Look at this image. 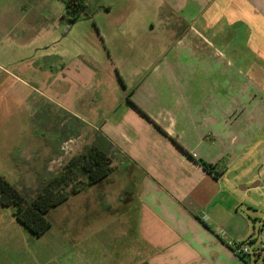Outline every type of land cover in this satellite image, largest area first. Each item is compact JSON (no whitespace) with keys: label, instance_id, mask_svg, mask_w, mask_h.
Instances as JSON below:
<instances>
[{"label":"crops","instance_id":"crops-1","mask_svg":"<svg viewBox=\"0 0 264 264\" xmlns=\"http://www.w3.org/2000/svg\"><path fill=\"white\" fill-rule=\"evenodd\" d=\"M126 2L121 7L123 12L143 11L137 0ZM86 4L89 7L88 0ZM146 6L148 11L158 13L162 9L175 28L180 23H205L214 29L225 23L229 28L245 29L250 72L241 79L242 86L240 82L237 86L243 93L251 85L261 86L264 91V0H148ZM99 9L110 11L105 4ZM3 24L0 23V33L7 34L12 46L16 40L25 41L16 31L17 23H7L6 27ZM114 24L120 29L127 23ZM69 25L73 24L65 27L56 23L53 27L48 23H25L24 31L36 40L23 45V49L31 48L25 58L14 57L0 46V74L7 76L0 84V175L18 189L23 187L18 184L22 163L47 171L48 153L42 144L45 133H35L34 117L52 107L95 125L102 114L97 94L105 103L110 100L107 93L105 99L104 96L110 77L117 74L113 58L121 52L120 47L110 48L106 38L109 31L99 26L93 51L82 52L79 46L70 50L75 40L68 39L73 32ZM188 29H193L192 24ZM173 32L177 35L176 29ZM143 33L142 30L136 39L141 40ZM237 54L239 60L245 59ZM7 66L16 69L9 71ZM174 74L172 81L160 83L171 88L168 95L157 88L163 98L160 101L148 102L150 96L137 100V91L126 100L123 93L110 100L115 103L112 112L95 126L101 128L103 140L115 146L119 168L129 163L132 170L116 173L119 178L112 179L119 169L113 165L114 171L107 179L49 212L52 226L36 240L52 236V253L71 254L69 261L55 264H264V252L259 256L235 255L217 234L223 230L228 239L237 243L254 241L256 222L264 223V203L251 195V186L228 185L223 179L225 171L216 176L227 156L234 163L252 151L264 130V100L254 106L247 121L241 118L244 103L233 106L237 107L233 119L228 118L230 113L223 112L218 99L215 109L208 104L212 99L206 97L200 109L193 111L185 100L178 101L176 96L173 100L174 87L181 84L177 80L182 81L183 70ZM219 76L223 78L221 70ZM185 87V93L192 90L191 83ZM205 106L212 110L204 112ZM25 107L17 121L18 110ZM163 108L176 110L165 116L158 111ZM33 139H39V148L26 146ZM202 162L215 168L207 171ZM115 189H119V195ZM33 238L11 208L0 203V264H13L7 262L13 253L23 255L18 264H54L51 260L41 261L39 252L32 256Z\"/></svg>","mask_w":264,"mask_h":264},{"label":"rangeland","instance_id":"rangeland-1","mask_svg":"<svg viewBox=\"0 0 264 264\" xmlns=\"http://www.w3.org/2000/svg\"><path fill=\"white\" fill-rule=\"evenodd\" d=\"M126 1L88 0L89 7L87 8V13H84L79 21L68 27L73 28V32L69 34L68 39L75 40L72 43L74 49L69 48L70 50H75V47L79 46L82 52L88 53L93 51V41L96 42L98 38L96 31H98L99 26L105 32L109 31L106 34V38L109 41L108 46L110 48L120 47L119 51L121 52L114 54L113 58V62L118 67L117 74L115 73L113 77H110L111 81L108 87L106 86L107 90L104 99L106 98V93L107 98L110 100H114L118 95L120 96L123 93L126 94V100V96L130 97L133 91H137V100L142 99L144 96H150L148 102L154 101V99L160 101L163 98L160 92H157V88H162L165 95H168L171 90L169 87H163L160 84L161 81H167L168 79L172 81L176 76L174 73L181 69L183 70L182 77H180L182 81L177 80L181 84H176V87H174L173 100L175 98L178 101L185 100L183 102L187 103V108L195 111L197 108L200 109L206 97L209 100L212 99L208 104L211 105L212 109H215L214 104L218 99V103L223 106V112L230 113L229 119H233L232 115L236 112L235 109H237V107L233 106L244 103L246 106L245 111L241 114V118L246 121L249 119V115L255 110L254 106L264 100V91L261 86L256 88L254 85H251V88L243 93L237 86L239 82L242 86L241 79L247 77L246 74L250 72L247 66L248 49L247 32H245V29L241 27L236 29L229 28L225 23L217 24L214 26V29L206 27L205 23H180V27L175 28L172 27L175 23H168V15L162 9L160 13L148 11L146 8L148 0H137V3L143 8V11L139 12H123L121 7L127 4ZM101 4L109 6L110 11L100 10L99 6ZM64 17L65 5L63 0H0V23H4L5 27L8 25L7 23H17L16 31L20 33V38L25 40L23 43H18V40H16L17 44L12 46L11 43L7 42L9 40L7 34L0 33V46L6 47L5 51L14 57L17 56L19 59L25 58L31 52V48L23 49V45L25 46L27 43L36 41L34 35L24 31L25 23H48L49 26L52 25L53 27L57 23V25L63 24L66 27L70 22ZM114 23L127 24L123 28L116 29ZM191 24L193 29H188ZM173 29L177 30V35L173 32ZM142 30L144 32L142 39H136V36L140 35ZM184 35L187 36L186 39H183ZM201 36L205 37L209 42H206ZM180 40L182 41L179 42ZM56 50H61L60 46ZM51 51H54V49L51 48ZM196 52L203 53L202 55L205 56L198 55ZM237 52H239L241 57L245 56V59L239 60ZM116 55L119 57H116ZM140 55L143 58H139ZM137 56L138 58H136ZM206 56H208L207 59L205 58ZM5 68L9 71L16 69L14 66H7ZM220 70L223 74L222 79L219 76ZM238 70L240 74H236ZM6 78L7 76L1 73L0 84H3ZM190 83L192 90L185 93L187 87L184 88V86L187 84L189 86ZM99 95L100 93L96 97L99 98V105L102 106L100 108L102 114L94 122L98 126L112 112L111 110L115 104L110 100H107V103H105ZM254 99L256 100L254 101ZM206 109L208 110L206 107L204 112ZM25 110L26 107L18 110L17 121L22 118L19 113H24ZM175 110L167 108L158 109L165 116H168V111L174 113ZM261 120H264V117ZM33 121L35 123L33 125L36 129H33L36 131L35 133H45L42 144L47 149L48 160L47 171L35 170L37 166L30 165L27 162L19 166L22 169L19 173L21 175L20 180H23L21 184L19 180L18 184L23 186L20 190L24 191L29 198L37 194L43 177L56 175L61 172L70 160L82 154L89 146L95 145L107 150L112 159V166L114 165L115 168H119V156L114 154L116 148L114 145L111 146L109 142L103 140V132L100 127L63 114L52 107H48L45 113L42 112V116L34 117ZM223 124L226 126L225 119ZM23 126V124L20 125V130H22ZM258 129L256 127L257 131ZM103 130L110 135L108 128L104 127ZM39 144V139H33L26 146L39 148ZM263 147L264 130L253 143L250 153L247 152L234 163L228 160L230 156H227V161L224 160L220 163V168L225 171L223 179L230 186V183H233V186L235 185L239 188V186H252L259 182L257 188L250 189L249 191L261 204L264 203V154L258 150L263 149ZM118 170H116L112 179H118V173L130 172L132 166L129 163L121 164ZM91 187L89 186L84 189L83 192H87ZM115 190H117L115 194L119 195V189ZM54 210L55 208L51 212ZM256 224V234L252 246L258 247L264 244V223L260 221L259 223L256 222ZM51 238L52 236L50 237L49 235L41 240H36L38 238L34 237L31 250L32 256L39 252L41 261L44 259L51 260L52 263L56 261H69L71 257L70 252L64 254L52 253L54 251L50 247ZM22 260V254L14 255L13 253L7 262L18 264Z\"/></svg>","mask_w":264,"mask_h":264},{"label":"trees","instance_id":"trees-1","mask_svg":"<svg viewBox=\"0 0 264 264\" xmlns=\"http://www.w3.org/2000/svg\"><path fill=\"white\" fill-rule=\"evenodd\" d=\"M65 19L70 24L79 21L87 13V0H63ZM203 168L211 171L215 165L202 162ZM114 171L112 159L107 150L92 145L77 157H74L56 175L43 177L37 194L29 198L5 177L0 175V203L11 208L17 221L34 237L40 238L52 226L48 213L65 203L70 197L89 186L107 179ZM224 170H218L216 176H222Z\"/></svg>","mask_w":264,"mask_h":264},{"label":"built area","instance_id":"built-area-1","mask_svg":"<svg viewBox=\"0 0 264 264\" xmlns=\"http://www.w3.org/2000/svg\"><path fill=\"white\" fill-rule=\"evenodd\" d=\"M219 238L225 240L226 245L233 251L235 255L239 256H259L264 252V244L255 247L252 246L254 241H247L244 243H237L232 239H228L227 234L225 231L220 230L218 233Z\"/></svg>","mask_w":264,"mask_h":264},{"label":"water","instance_id":"water-1","mask_svg":"<svg viewBox=\"0 0 264 264\" xmlns=\"http://www.w3.org/2000/svg\"><path fill=\"white\" fill-rule=\"evenodd\" d=\"M261 152L264 154V147H263V149H261ZM258 185H259V182H257V183H255L254 185H252L250 189L257 188Z\"/></svg>","mask_w":264,"mask_h":264}]
</instances>
